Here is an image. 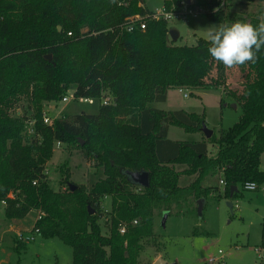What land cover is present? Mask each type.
Masks as SVG:
<instances>
[{
  "label": "trees",
  "instance_id": "16d2710c",
  "mask_svg": "<svg viewBox=\"0 0 264 264\" xmlns=\"http://www.w3.org/2000/svg\"><path fill=\"white\" fill-rule=\"evenodd\" d=\"M181 2L172 0L177 8ZM143 3L0 0V201L7 200L8 219L41 212L40 234L72 246L73 264H140L145 241L155 235L156 210L171 213L182 202L204 199L213 189L206 181L215 174H222L228 198L239 194V188L231 193L233 186L264 184V107L256 112L236 90L229 93L243 113L232 127L199 141L168 138L171 125L187 132L202 131L205 116L165 111L152 103L165 102L173 88L229 84L226 68L219 63L217 78L207 82L214 60L204 38L196 45H176L169 23L151 19L146 30L119 33L118 26L126 18L150 12ZM197 3L206 5L204 15L219 24L259 23V18L242 17L229 6L214 10L213 2ZM258 55L255 72L264 82V52ZM69 90L75 98L111 96L113 103L101 104L96 114L63 116L52 127L45 125L44 104L61 101ZM24 99L28 106L16 115ZM32 118L37 120L40 138L26 142L25 127ZM58 141L79 147L102 168L103 176L90 190L83 186L73 190L64 167L59 171L66 190L50 185L45 168ZM209 144L217 146L216 156L209 155ZM177 165L185 168L179 171ZM134 171L149 173L148 187L132 181ZM183 176L195 178L182 186ZM11 192L17 193L16 200L8 198ZM106 197L111 198L109 233L102 231V214H90ZM122 225L127 228L124 234Z\"/></svg>",
  "mask_w": 264,
  "mask_h": 264
},
{
  "label": "rangeland",
  "instance_id": "374dc122",
  "mask_svg": "<svg viewBox=\"0 0 264 264\" xmlns=\"http://www.w3.org/2000/svg\"><path fill=\"white\" fill-rule=\"evenodd\" d=\"M143 1V6L149 11H155L165 5V0ZM229 10L242 17L247 15L255 18L264 17V3L260 1L245 3L230 0ZM216 25L219 23L202 14L192 18L189 23L174 21L169 22L168 26L170 30L175 29L180 34L175 41L176 45L192 46L196 45L199 38H204L207 28ZM257 62L231 69L226 68L225 78L229 85L197 90L173 88L169 90L165 102H155L152 106L165 111L186 110L204 115L205 125L219 136L221 131L229 129L238 122L243 113L242 107L230 95L229 90L244 94L246 102L253 108L256 107V112L264 107L262 94L264 82L255 72ZM217 64L214 61L213 70L206 78L207 82L217 78ZM72 92L69 90L66 95L69 96ZM102 103L101 99H95L90 103L80 98L70 97L68 102L61 100L50 104L45 103L44 111L53 119L63 116L71 118L83 112L96 114ZM27 106V100H22L15 114H22ZM25 134L26 142L30 141L32 137H29L26 131ZM168 138L175 141L207 139L202 131L187 132L177 125L170 126ZM208 151L210 156H216L218 148L216 145L209 144ZM262 166L264 167V154ZM61 167L68 169L72 184L83 186L86 190H90L91 186L103 176L102 168L97 166L96 160L87 158L79 147L63 144L58 148L55 143L52 158L47 162L46 169L50 185L57 191L66 190V185L61 183L62 177L59 171ZM176 168L181 171L185 166L177 165ZM221 175L215 174L206 181V185L213 186V189L204 198L201 213L198 210V201L191 200L175 205L171 213L167 212L166 218H164L163 208L156 210L155 235L145 241V250L140 258V264H152L159 255L167 264H210L207 261L220 252L225 259L224 264H264L262 245L264 190L249 191L240 186L239 194L234 198H228L225 195L224 185L220 183ZM194 178L183 176L180 183L182 186H187ZM229 202L233 203L232 208ZM5 207L6 205L0 201V264L74 263L72 246L58 237L46 238L39 233L35 234V240L29 243L24 240L35 223L36 211L29 212V215H26L27 220L21 222L9 219L7 225ZM93 210L102 214L99 221L102 231L109 233L111 198L106 197L99 208H93ZM24 221H27L29 225V230L26 228L28 231L17 228L18 225L25 223ZM8 227L9 230H7Z\"/></svg>",
  "mask_w": 264,
  "mask_h": 264
},
{
  "label": "built area",
  "instance_id": "2783aa9c",
  "mask_svg": "<svg viewBox=\"0 0 264 264\" xmlns=\"http://www.w3.org/2000/svg\"><path fill=\"white\" fill-rule=\"evenodd\" d=\"M204 2H213L214 5V10H218V9H226L227 6H229L230 4V0H203ZM168 2L171 3V5L165 4L164 6H162L161 8H158L155 11H150L148 14L146 15H140V14H136L133 16H130L128 18H126L121 24H119L118 26V32L119 33H123V32H133L137 29H141V30H146L147 28V24H148V20H155V21H166V22H174V21H183L186 23H189L191 21L192 18L197 17L199 15L205 14V12H207V6L206 5H200L197 3V0H182L181 2V6L179 8L176 7V5L174 3H172V0H168ZM112 32H114V30L111 28L110 29ZM69 35H71L72 33L69 32ZM185 96H188V94H184ZM71 98H75L73 92L71 93V95H65L62 99L63 102H68L69 99ZM83 99L85 101H88L90 103H92L95 99L93 98H80ZM103 103L102 104H111L113 103V98L111 96L105 97L102 99ZM51 102H49L50 104ZM42 119L45 125H48L50 127H52L54 125L55 119L56 118H52L50 117L44 110H43V114H42ZM36 123L37 120L35 118H32L31 120H28L26 123V133L27 135L30 137H36L39 136V134H37L36 131ZM57 147L59 148L61 145H63L62 142H56ZM45 173L48 174V170L45 168ZM37 182L34 181L33 184H36ZM220 183L222 185H225V182L223 179L220 180ZM244 189L245 190H249V191H256V190H260L263 189L264 190V184H257L255 182H248L244 185ZM8 198L16 200L17 199V193L16 192H11L8 195ZM2 203L4 205H7V200H3ZM42 218V213L36 211V220L35 223L32 227V230L29 234L26 235V237L24 238V240L29 243L33 240H35V234H39L40 233V229L37 226V221H39ZM134 224L137 223V220H135L133 222ZM127 228L126 225H122L120 227V232L122 234L126 233ZM224 257L222 255V252H220L217 256L210 258L207 263L210 264H224Z\"/></svg>",
  "mask_w": 264,
  "mask_h": 264
},
{
  "label": "clouds",
  "instance_id": "9594fccd",
  "mask_svg": "<svg viewBox=\"0 0 264 264\" xmlns=\"http://www.w3.org/2000/svg\"><path fill=\"white\" fill-rule=\"evenodd\" d=\"M204 39L211 58L225 68L255 64L258 54L264 52V17L259 18L256 25L234 21L211 26Z\"/></svg>",
  "mask_w": 264,
  "mask_h": 264
},
{
  "label": "water",
  "instance_id": "95a60500",
  "mask_svg": "<svg viewBox=\"0 0 264 264\" xmlns=\"http://www.w3.org/2000/svg\"><path fill=\"white\" fill-rule=\"evenodd\" d=\"M59 29H61V27H59ZM169 35H170L171 40L173 42H175L176 40H178V38L180 36L179 32L177 30H175V29L170 30L169 31ZM48 58L51 59L52 56L51 55H48ZM234 106H236V104ZM202 132H204V134H205V136L207 138L212 137V135L214 133L213 130L209 129L205 124L202 127ZM130 177H131V179H132L133 182H135L136 184H139L142 187H148L149 184H150L149 173L146 172V171H142V172H139V171L130 172ZM71 187H72L73 190H75L77 188V186L74 185V184H71ZM235 190H238V187L237 186H233V188L231 190V193L233 194V192ZM228 204H229V206L231 208L233 207V203L232 202H229ZM198 205H199L198 210L201 213L202 212V209L204 207V199H200L198 201ZM89 208H90V206H89ZM93 213H94V210H90V214H93ZM167 214H168L167 211L164 212V218H166ZM154 264H167V263L165 261H163L161 258H159L158 260H156V262Z\"/></svg>",
  "mask_w": 264,
  "mask_h": 264
},
{
  "label": "crops",
  "instance_id": "0c3cea01",
  "mask_svg": "<svg viewBox=\"0 0 264 264\" xmlns=\"http://www.w3.org/2000/svg\"><path fill=\"white\" fill-rule=\"evenodd\" d=\"M28 215H29V214H28ZM28 215H27V216H28ZM27 216H26L24 219H21V220L13 219V221H20V222H21L22 220H27ZM6 219H7V223H6V224L8 225V224H9V223H8V220H9V219H8V218H6ZM24 222H25V223L20 224V226L18 225L17 228H19V230H24V229H25L26 231H28V230H29V227H28L29 225L27 224V221H24ZM18 224H19V223H18ZM26 228H27L28 230H27ZM9 229H10V228L8 227L7 230H9ZM19 230H18V231H19ZM18 231H17V232H18ZM159 258L162 259L161 255H159V256L157 257V259H155V260L153 261V263H155L156 260H158ZM162 260H163V259H162ZM153 263H152V264H153Z\"/></svg>",
  "mask_w": 264,
  "mask_h": 264
}]
</instances>
